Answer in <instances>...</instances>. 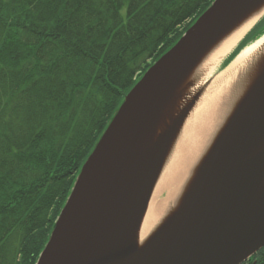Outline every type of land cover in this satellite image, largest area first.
I'll return each mask as SVG.
<instances>
[{"label": "trees", "instance_id": "16d2710c", "mask_svg": "<svg viewBox=\"0 0 264 264\" xmlns=\"http://www.w3.org/2000/svg\"><path fill=\"white\" fill-rule=\"evenodd\" d=\"M214 1L0 0V264H37L125 97Z\"/></svg>", "mask_w": 264, "mask_h": 264}, {"label": "water", "instance_id": "95a60500", "mask_svg": "<svg viewBox=\"0 0 264 264\" xmlns=\"http://www.w3.org/2000/svg\"><path fill=\"white\" fill-rule=\"evenodd\" d=\"M262 3L215 0L145 73L83 165L37 264H243L264 248V73L212 146L182 208L142 250L129 245L170 148L210 82L160 135L163 111L207 51ZM262 19L218 74L264 37L258 31L222 69Z\"/></svg>", "mask_w": 264, "mask_h": 264}, {"label": "bare ground", "instance_id": "6f19581e", "mask_svg": "<svg viewBox=\"0 0 264 264\" xmlns=\"http://www.w3.org/2000/svg\"><path fill=\"white\" fill-rule=\"evenodd\" d=\"M263 16L264 3L208 50L163 111L158 126L160 135L165 133L195 93L210 82L179 130L155 181L146 211L129 236V245L137 250L151 242L182 208L212 146L263 75L264 37L244 49L226 70L215 77L213 75L218 64ZM262 149L264 143L259 147Z\"/></svg>", "mask_w": 264, "mask_h": 264}, {"label": "flooded vegetation", "instance_id": "af4514ba", "mask_svg": "<svg viewBox=\"0 0 264 264\" xmlns=\"http://www.w3.org/2000/svg\"><path fill=\"white\" fill-rule=\"evenodd\" d=\"M263 250L264 248L260 250L257 254H255L250 260L244 262L243 264H264Z\"/></svg>", "mask_w": 264, "mask_h": 264}, {"label": "rangeland", "instance_id": "374dc122", "mask_svg": "<svg viewBox=\"0 0 264 264\" xmlns=\"http://www.w3.org/2000/svg\"><path fill=\"white\" fill-rule=\"evenodd\" d=\"M262 29H264V23H263V25L261 26V28H260V30H262ZM218 74V71H217V69H215V71H214V77L216 76Z\"/></svg>", "mask_w": 264, "mask_h": 264}]
</instances>
